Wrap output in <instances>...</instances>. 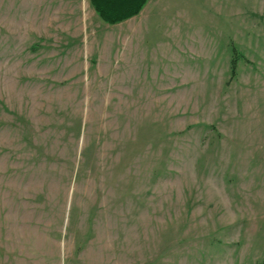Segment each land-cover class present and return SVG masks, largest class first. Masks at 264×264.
I'll list each match as a JSON object with an SVG mask.
<instances>
[{
    "label": "rangeland",
    "instance_id": "374dc122",
    "mask_svg": "<svg viewBox=\"0 0 264 264\" xmlns=\"http://www.w3.org/2000/svg\"><path fill=\"white\" fill-rule=\"evenodd\" d=\"M264 0H0V264H263Z\"/></svg>",
    "mask_w": 264,
    "mask_h": 264
},
{
    "label": "trees",
    "instance_id": "16d2710c",
    "mask_svg": "<svg viewBox=\"0 0 264 264\" xmlns=\"http://www.w3.org/2000/svg\"><path fill=\"white\" fill-rule=\"evenodd\" d=\"M89 1L99 18L109 24H115L136 15L146 2V0Z\"/></svg>",
    "mask_w": 264,
    "mask_h": 264
}]
</instances>
